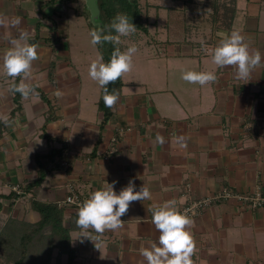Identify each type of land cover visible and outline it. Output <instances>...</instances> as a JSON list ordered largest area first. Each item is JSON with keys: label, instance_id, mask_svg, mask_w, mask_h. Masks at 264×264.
Masks as SVG:
<instances>
[{"label": "crops", "instance_id": "crops-1", "mask_svg": "<svg viewBox=\"0 0 264 264\" xmlns=\"http://www.w3.org/2000/svg\"><path fill=\"white\" fill-rule=\"evenodd\" d=\"M145 1L148 29L140 31L139 45L133 42V69L123 75L119 100L103 123L102 88L89 76L101 54L90 42L86 0H0V17L22 18L39 57L32 65L35 93L27 99L9 92L13 78L0 61V116L9 120H0V221L38 222L32 206L38 200L63 207L69 225L78 211L63 202L70 184L83 200L107 182H115L117 194L129 180L134 190L145 185L151 192V199L130 204L123 227L95 242L72 230L74 264H147L140 250L159 236L147 211L154 205L174 201L180 210L188 200L225 190L264 193V65L245 83L234 68L212 63L201 43L215 47L238 30L264 54V0H206L201 15L193 8L198 0ZM6 33L19 39L17 29L0 28V57L10 47ZM189 70L212 71L217 80L188 83L181 76ZM158 132L163 145L154 143ZM181 135L186 147L178 143ZM52 149L62 153L53 156ZM40 168L45 178L29 189ZM192 220L193 264H264V207L221 198Z\"/></svg>", "mask_w": 264, "mask_h": 264}, {"label": "clouds", "instance_id": "clouds-1", "mask_svg": "<svg viewBox=\"0 0 264 264\" xmlns=\"http://www.w3.org/2000/svg\"><path fill=\"white\" fill-rule=\"evenodd\" d=\"M23 23L19 16L7 21L0 17V28L17 29L19 35V39H13L10 34H5L10 47L5 50L0 61H2L4 75L13 78L9 92L19 93L23 99H27L35 93V87L31 83L32 65L39 57L38 45L28 42L30 33L22 27ZM113 31L116 34H112ZM135 32L136 25L124 13H117L107 30L100 24H96L90 30L92 45H101L104 42L114 45L108 62H105L101 55L92 60L89 66V76L103 89V102L107 108L114 107L119 100V94L115 89L109 91L108 86L132 70L133 56L138 50L136 45L132 44L122 51L119 47L121 37ZM201 43L207 52V47L203 45V42ZM211 57L212 63L219 68H234L236 79L244 80L245 83L250 81L253 71L264 65V54L259 50L251 49L238 30L223 34L211 50ZM17 77L20 78L19 83L15 81ZM181 78L188 83L201 86L217 80L216 74L212 71L189 70L183 72ZM55 95L58 98L62 97L63 92L57 89ZM0 120L6 125L9 123L6 116H0ZM154 143L161 145L165 143L163 135L159 132L156 134ZM178 143L182 147L187 146L185 137L182 135L178 137ZM114 183L107 182L101 185L78 205L76 224L82 230L80 237H86L95 242L106 231H115L123 227L122 217L127 214L132 202L151 199L150 189L145 185L136 191L134 181L129 180L127 186L117 194ZM147 211H151V223L159 232L157 242L150 243L148 247L140 250V255L147 264H193L192 256L195 253L196 242L189 230V226L193 223L188 215L190 210L181 211L175 206L174 201H168L161 205H154ZM89 229H92L97 236L93 237ZM95 246L98 248L96 243Z\"/></svg>", "mask_w": 264, "mask_h": 264}, {"label": "trees", "instance_id": "trees-1", "mask_svg": "<svg viewBox=\"0 0 264 264\" xmlns=\"http://www.w3.org/2000/svg\"><path fill=\"white\" fill-rule=\"evenodd\" d=\"M98 5L100 8V14L98 16V23L100 24L101 20L104 22V25L108 27L112 19L116 16L117 13H124L129 17V20L136 25V31H147V26L145 24V14L142 9L140 0H98ZM92 28L94 27L93 23H90ZM112 34H116L114 31ZM119 47L123 51L122 45L120 43ZM100 54L103 56L104 61L108 62L111 57V53L114 50V45L108 42H104L101 45H98ZM16 83L19 82L17 78ZM124 85L123 79L117 80L115 83L110 84L109 91L115 89V91L121 94L122 87ZM15 97L20 98L19 93H15ZM99 110L103 114V123H106L113 113V107L107 108L103 102V89H101V96L98 102ZM53 118V117H52ZM1 126V125H0ZM1 134V127H0ZM46 138L52 140L47 133L44 134ZM57 153H62V150L50 151V154L53 156ZM51 155V156H52ZM46 176V170L40 168L38 172V177L29 184L28 188L33 186L40 185L43 179ZM33 208L38 211L41 215V219L36 223H28L25 221H20L16 219H11L8 222L4 229L6 238L8 237V229L14 225V234L17 236L15 241H18V250L22 253V258L17 260L15 264H21L26 259L25 256L28 252L32 253V260L38 264H48L52 256L53 250H58V256L62 257L67 256L68 261L66 264H74L76 259L75 249L72 247L71 231L75 229H80L77 227V215L73 217L69 225H66L64 222V208L61 207L58 203H46L38 200H33ZM47 229L48 232H46ZM20 231V232H19ZM8 240L13 244V238L8 237ZM45 241L47 248L44 251H39L40 243ZM44 244V243H43ZM40 257H43L42 261Z\"/></svg>", "mask_w": 264, "mask_h": 264}, {"label": "rangeland", "instance_id": "rangeland-1", "mask_svg": "<svg viewBox=\"0 0 264 264\" xmlns=\"http://www.w3.org/2000/svg\"><path fill=\"white\" fill-rule=\"evenodd\" d=\"M144 1V2H143ZM206 0H198V4L197 5H194L193 8H200V15L201 13L203 12L204 8L206 7L204 2ZM142 9L144 10V13L146 11V6H147V3L145 0H142ZM89 9V8H88ZM87 9V12L89 13V10ZM194 13L195 10H194ZM91 11H90V20H89V28L90 30L92 29V25L90 23H93V25L95 26L96 24H99L98 21L96 22H93L91 21ZM195 18H196V15H195ZM98 19V17H97ZM100 25H104V22L101 20L100 21ZM105 29L107 30V27L105 26ZM142 32V31H141ZM140 31H136L134 34H131L129 36H122L121 37V42H126V44H128L127 42H129V45H132L133 42H135V44H140V38H142L141 35H139ZM106 34H107V31H106ZM141 45H143V43H141ZM98 46V45H97ZM158 48V46H157ZM160 48V47H159ZM158 48V50H159ZM161 49V48H160ZM133 69V67H132ZM131 72V71H130ZM128 75V74H127ZM8 222L9 221H0V264H15V262L19 259L22 258V253L20 252V250H18V241H15V239H17L16 237V232L14 234V225L17 226V224H13L12 227L10 229H8V232H11V233H7L8 234V237H11L13 238V244L12 242H10L8 240V237L6 238V234L4 233V229L6 227V225H8ZM48 230L50 229H47L46 232H48ZM20 232V231H19ZM43 243H40L39 245V251L42 252L44 251L45 248H47L46 246V242L45 241H42ZM32 253L28 252V254L25 256V260L23 263L21 264H38L36 263L35 261L32 260ZM43 257H40V260L42 261ZM68 261V258L66 256H62V257H59L58 256V250L57 249H54L53 250V253H52V256L49 260V263L48 264H66Z\"/></svg>", "mask_w": 264, "mask_h": 264}, {"label": "built area", "instance_id": "built-area-1", "mask_svg": "<svg viewBox=\"0 0 264 264\" xmlns=\"http://www.w3.org/2000/svg\"><path fill=\"white\" fill-rule=\"evenodd\" d=\"M206 47L208 49L207 53L211 54V50L214 48V46L206 45ZM250 127L251 126L248 125V130L250 129ZM64 164L67 165L66 162H64ZM12 190L19 195L22 193V188L20 185L12 186ZM230 197L238 198L240 201L247 204L250 208L264 207V193L260 188H258V190H256L253 194H241V193L234 194L232 191L225 190L224 193L218 194L214 197L188 200V202L180 210L183 211L185 209H189L190 211L188 212V215L192 219L198 216L199 214H201L203 210L206 209V207H208L210 203H212L213 201L220 200L221 198H230ZM82 201L83 199H81L79 194H77L74 185L70 184L69 194L66 196L63 202L78 208V205Z\"/></svg>", "mask_w": 264, "mask_h": 264}, {"label": "water", "instance_id": "water-1", "mask_svg": "<svg viewBox=\"0 0 264 264\" xmlns=\"http://www.w3.org/2000/svg\"><path fill=\"white\" fill-rule=\"evenodd\" d=\"M86 4L89 10L91 11V21L96 22V19L100 14L98 0H86Z\"/></svg>", "mask_w": 264, "mask_h": 264}]
</instances>
